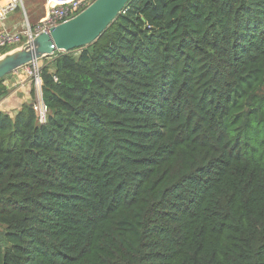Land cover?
<instances>
[{"label":"trees","instance_id":"16d2710c","mask_svg":"<svg viewBox=\"0 0 264 264\" xmlns=\"http://www.w3.org/2000/svg\"><path fill=\"white\" fill-rule=\"evenodd\" d=\"M39 61L45 123L0 80V264H264V0H131Z\"/></svg>","mask_w":264,"mask_h":264},{"label":"water","instance_id":"95a60500","mask_svg":"<svg viewBox=\"0 0 264 264\" xmlns=\"http://www.w3.org/2000/svg\"><path fill=\"white\" fill-rule=\"evenodd\" d=\"M131 0H94L75 18L42 33L0 57V80L29 64L94 44ZM23 2L20 8H23Z\"/></svg>","mask_w":264,"mask_h":264},{"label":"built area","instance_id":"2783aa9c","mask_svg":"<svg viewBox=\"0 0 264 264\" xmlns=\"http://www.w3.org/2000/svg\"><path fill=\"white\" fill-rule=\"evenodd\" d=\"M3 0H0V22H5L8 16L16 11L22 0H11L7 5H4ZM47 13L41 22L35 27L27 28L23 32L12 33L10 31H3L0 33V57L2 52L7 48H18L22 46L25 42L32 40L35 36L42 33H49L52 28H55L69 20L75 18L78 14L89 7L94 0H45ZM36 63L27 65L35 66ZM34 64V65H33ZM25 68V67H24ZM33 78V83L36 91L42 85V79L40 72ZM22 85L21 87H23ZM36 105V106H35ZM34 108L37 110L40 116V122L45 123L47 109L44 103L35 104Z\"/></svg>","mask_w":264,"mask_h":264},{"label":"crops","instance_id":"0c3cea01","mask_svg":"<svg viewBox=\"0 0 264 264\" xmlns=\"http://www.w3.org/2000/svg\"><path fill=\"white\" fill-rule=\"evenodd\" d=\"M11 0H3V4L7 5ZM26 5L23 1V8L11 13L5 22H0V33L3 31H10L12 33L23 32L27 26L36 27L47 13L45 0H26ZM44 2V9L38 6L37 3ZM5 85L10 90L8 97L3 101L2 105L7 107V110L12 112L13 115L17 114L21 105L30 99L28 87L29 83L25 78L21 79L18 76V72L14 73L10 78L6 79ZM24 85L23 87H21Z\"/></svg>","mask_w":264,"mask_h":264},{"label":"rangeland","instance_id":"374dc122","mask_svg":"<svg viewBox=\"0 0 264 264\" xmlns=\"http://www.w3.org/2000/svg\"><path fill=\"white\" fill-rule=\"evenodd\" d=\"M42 66H43L42 61H39L38 63H36L35 66H32V65H30L28 67L26 66L25 68L18 71V76L21 79L22 78L24 79L26 76V82L30 84L31 82H33V78L35 79V76H37L39 74L38 71L40 72ZM33 97H34V103L35 104H39V103L43 102L41 87H39V89L37 91L35 89V95Z\"/></svg>","mask_w":264,"mask_h":264},{"label":"clouds","instance_id":"9594fccd","mask_svg":"<svg viewBox=\"0 0 264 264\" xmlns=\"http://www.w3.org/2000/svg\"><path fill=\"white\" fill-rule=\"evenodd\" d=\"M22 2H23V0H22ZM19 8H20V6H19ZM19 8H18V9H19ZM18 9H17V10H18ZM20 47H21V46H20ZM18 48H19V47H18ZM14 49H16V48H14ZM14 49H13V50H14ZM2 56H3V55H2ZM42 100H43V99H42ZM43 103H44V102H43Z\"/></svg>","mask_w":264,"mask_h":264}]
</instances>
